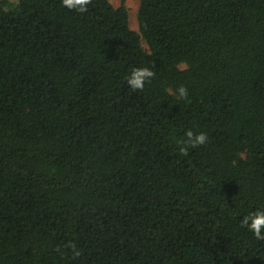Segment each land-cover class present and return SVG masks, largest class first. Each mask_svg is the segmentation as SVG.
Segmentation results:
<instances>
[{
	"label": "trees",
	"instance_id": "16d2710c",
	"mask_svg": "<svg viewBox=\"0 0 264 264\" xmlns=\"http://www.w3.org/2000/svg\"><path fill=\"white\" fill-rule=\"evenodd\" d=\"M8 3L0 264H264L241 226L264 208V0H140L139 31L110 0ZM188 130L208 141L184 155Z\"/></svg>",
	"mask_w": 264,
	"mask_h": 264
},
{
	"label": "clouds",
	"instance_id": "9594fccd",
	"mask_svg": "<svg viewBox=\"0 0 264 264\" xmlns=\"http://www.w3.org/2000/svg\"><path fill=\"white\" fill-rule=\"evenodd\" d=\"M91 0H62V5L68 10H74L79 13H86ZM154 71L149 67H133L126 76V83L132 91H139L145 87V84L150 82L154 77ZM177 94L181 98H187L188 91L184 86H179ZM186 139L180 146V152L187 155L189 148H196L204 145L208 141V136L205 132L194 133L188 130ZM241 226L246 228L253 234L256 240L264 241V208H257L250 211L247 215L241 218ZM66 247L72 250L73 256H79L75 243L69 242Z\"/></svg>",
	"mask_w": 264,
	"mask_h": 264
},
{
	"label": "rangeland",
	"instance_id": "374dc122",
	"mask_svg": "<svg viewBox=\"0 0 264 264\" xmlns=\"http://www.w3.org/2000/svg\"><path fill=\"white\" fill-rule=\"evenodd\" d=\"M111 3L115 7H119L121 5H125L128 9L129 13V22L130 26L133 30L139 31V25H138V19H137V13L140 8V0H110ZM18 0H9L8 5L14 6ZM145 48H147V44H143Z\"/></svg>",
	"mask_w": 264,
	"mask_h": 264
}]
</instances>
